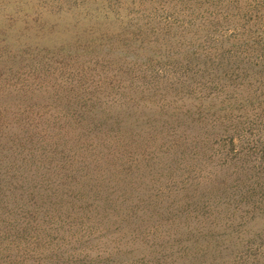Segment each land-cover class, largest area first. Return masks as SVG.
Wrapping results in <instances>:
<instances>
[{"label":"rangeland","instance_id":"obj_1","mask_svg":"<svg viewBox=\"0 0 264 264\" xmlns=\"http://www.w3.org/2000/svg\"><path fill=\"white\" fill-rule=\"evenodd\" d=\"M0 264H264V0H0Z\"/></svg>","mask_w":264,"mask_h":264}]
</instances>
